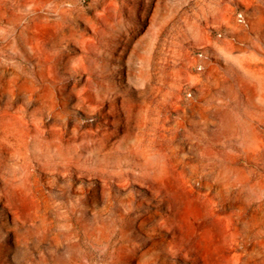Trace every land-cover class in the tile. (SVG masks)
Here are the masks:
<instances>
[{
  "label": "rangeland",
  "instance_id": "1",
  "mask_svg": "<svg viewBox=\"0 0 264 264\" xmlns=\"http://www.w3.org/2000/svg\"><path fill=\"white\" fill-rule=\"evenodd\" d=\"M0 264H264V0H0Z\"/></svg>",
  "mask_w": 264,
  "mask_h": 264
},
{
  "label": "bare ground",
  "instance_id": "2",
  "mask_svg": "<svg viewBox=\"0 0 264 264\" xmlns=\"http://www.w3.org/2000/svg\"><path fill=\"white\" fill-rule=\"evenodd\" d=\"M162 17H163V16H162ZM157 25H158V24H157ZM154 28H155V27H154ZM226 119H227V118H226ZM165 168H166V167H165ZM160 172H162V171H160ZM162 173H163V172H162ZM160 174H161V173H160ZM160 174H159V175H160ZM160 176H161V175H160ZM160 176H159V177H160ZM160 178H161V177H160Z\"/></svg>",
  "mask_w": 264,
  "mask_h": 264
}]
</instances>
